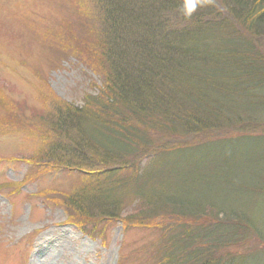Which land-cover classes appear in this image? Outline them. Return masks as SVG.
Masks as SVG:
<instances>
[{
  "label": "trees",
  "instance_id": "trees-1",
  "mask_svg": "<svg viewBox=\"0 0 264 264\" xmlns=\"http://www.w3.org/2000/svg\"><path fill=\"white\" fill-rule=\"evenodd\" d=\"M78 3L85 6L75 11L83 23L73 15L57 28L35 29L52 30L47 33L60 59L69 58L72 38L74 57L102 85L81 106L37 88L43 132L31 121L17 123L43 138L41 155L30 157V166H64L92 182L100 179L94 193H79L71 203L73 221L81 228L102 219L160 230L155 264L259 260L264 0ZM185 7L194 8L191 15ZM0 122L16 125L7 117ZM5 131L0 128V135ZM247 142L262 145L246 152ZM127 204L135 212L125 217Z\"/></svg>",
  "mask_w": 264,
  "mask_h": 264
},
{
  "label": "rangeland",
  "instance_id": "rangeland-1",
  "mask_svg": "<svg viewBox=\"0 0 264 264\" xmlns=\"http://www.w3.org/2000/svg\"><path fill=\"white\" fill-rule=\"evenodd\" d=\"M84 3L0 0V87L3 89L0 120L7 117L16 122V125L8 122L9 126L0 122V128H6L4 135H0V264H155L157 261L156 249L164 239L158 229L148 225L126 228L122 220L105 224L102 219H93L82 229L75 227L71 223L74 219L71 203H76L79 193L89 190L94 193L101 180L92 182L83 172L64 166L32 168L28 160L41 155L43 138L31 127H17V123L31 121L29 124H36L35 129L43 132L41 127L45 122L38 120V114L44 105L40 92L36 91L38 87L49 89L62 101L75 106L83 104L85 95L99 91L102 81L74 57L78 50L72 38L66 45L69 58L60 59L53 38L47 33L52 30L35 29L42 24H46L42 30L51 25L57 28L73 15L77 18L75 11L85 9ZM246 144L242 148L246 152L262 145L261 142ZM126 206L124 216L128 217L135 209L132 204ZM63 208L72 219L66 221ZM246 264H264V255Z\"/></svg>",
  "mask_w": 264,
  "mask_h": 264
},
{
  "label": "clouds",
  "instance_id": "clouds-1",
  "mask_svg": "<svg viewBox=\"0 0 264 264\" xmlns=\"http://www.w3.org/2000/svg\"><path fill=\"white\" fill-rule=\"evenodd\" d=\"M184 11H185L186 15H191V12L194 11V8L193 9H188L187 7H185Z\"/></svg>",
  "mask_w": 264,
  "mask_h": 264
},
{
  "label": "bare ground",
  "instance_id": "bare-ground-1",
  "mask_svg": "<svg viewBox=\"0 0 264 264\" xmlns=\"http://www.w3.org/2000/svg\"><path fill=\"white\" fill-rule=\"evenodd\" d=\"M53 247V246H52Z\"/></svg>",
  "mask_w": 264,
  "mask_h": 264
}]
</instances>
